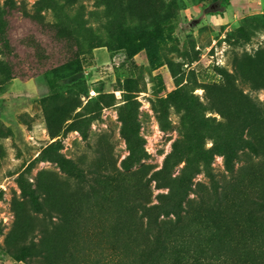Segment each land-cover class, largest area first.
Returning <instances> with one entry per match:
<instances>
[{
	"label": "rangeland",
	"instance_id": "rangeland-1",
	"mask_svg": "<svg viewBox=\"0 0 264 264\" xmlns=\"http://www.w3.org/2000/svg\"><path fill=\"white\" fill-rule=\"evenodd\" d=\"M38 1L0 0V264L261 258L264 0Z\"/></svg>",
	"mask_w": 264,
	"mask_h": 264
},
{
	"label": "trees",
	"instance_id": "trees-1",
	"mask_svg": "<svg viewBox=\"0 0 264 264\" xmlns=\"http://www.w3.org/2000/svg\"><path fill=\"white\" fill-rule=\"evenodd\" d=\"M54 2L56 5H61L62 0H51ZM44 0H39L38 3H44ZM69 5H64L62 6L65 10V13L70 15L71 10L68 7ZM225 168L233 174V176H236V171H235V166L231 165V162L229 160L225 161ZM217 181V180H216ZM218 183V181H217ZM204 196V195H201ZM158 232L156 233L157 235L155 236V241L152 249L146 254V257H157L160 254H163V252H172V257L174 258L172 260L171 264H218V260L216 259L215 255L211 254L210 252L213 253V251H208L209 257L207 258H202L199 257V254L201 256V253L206 252L205 250H199L198 248L200 247V242L198 241H189L187 244L195 245L193 251L196 250V252H193L192 256H189V253L184 252L185 249L188 247H184V245H171L170 243L167 242L166 238L163 236V234L160 231V225H157ZM255 241L256 239L252 240V245L255 246ZM186 245V244H185ZM257 248L259 249V252L261 254V258H252L250 264H264V244H258ZM180 249V250H179ZM179 250V251H177ZM136 257V256H135ZM137 258H134L132 254L129 255H122V256H116V255H110L109 260H107V264H136ZM190 259V261H189ZM262 259V260H261Z\"/></svg>",
	"mask_w": 264,
	"mask_h": 264
}]
</instances>
